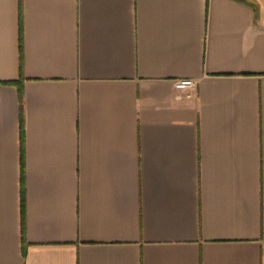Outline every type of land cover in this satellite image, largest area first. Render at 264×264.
I'll use <instances>...</instances> for the list:
<instances>
[{
	"label": "crops",
	"instance_id": "0c3cea01",
	"mask_svg": "<svg viewBox=\"0 0 264 264\" xmlns=\"http://www.w3.org/2000/svg\"><path fill=\"white\" fill-rule=\"evenodd\" d=\"M0 264H264V0H0Z\"/></svg>",
	"mask_w": 264,
	"mask_h": 264
},
{
	"label": "built area",
	"instance_id": "2783aa9c",
	"mask_svg": "<svg viewBox=\"0 0 264 264\" xmlns=\"http://www.w3.org/2000/svg\"><path fill=\"white\" fill-rule=\"evenodd\" d=\"M197 85V81L190 77H182L178 78L175 81V87L179 91H186V96L190 97L191 93L190 90L194 89Z\"/></svg>",
	"mask_w": 264,
	"mask_h": 264
}]
</instances>
